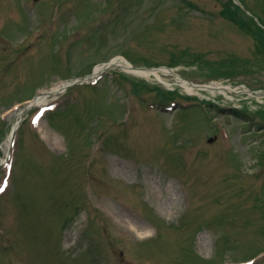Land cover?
<instances>
[{
  "label": "rangeland",
  "instance_id": "1",
  "mask_svg": "<svg viewBox=\"0 0 264 264\" xmlns=\"http://www.w3.org/2000/svg\"><path fill=\"white\" fill-rule=\"evenodd\" d=\"M258 21L264 0H0V163L23 120L0 168V264H264V99L113 68L24 110L118 56L264 96Z\"/></svg>",
  "mask_w": 264,
  "mask_h": 264
},
{
  "label": "bare ground",
  "instance_id": "2",
  "mask_svg": "<svg viewBox=\"0 0 264 264\" xmlns=\"http://www.w3.org/2000/svg\"><path fill=\"white\" fill-rule=\"evenodd\" d=\"M109 66H111V68H121L129 74H134V75L144 77V78H148V79L151 77H154L160 83H163V84L165 83V81L163 80L160 73H163L164 75H173L176 78L177 83L182 88H184L187 91V93L191 96L197 95L200 91H211L213 94L227 93V94H235L236 95V93H239L241 95L242 94L243 95L248 94L249 97L254 96V97H257L260 99L263 97L261 95H254L253 92L248 90L247 88L241 89L240 91L237 92V90H233L230 86H223L221 84H216V83H214L212 85H207V86H205V85L204 86L194 85L193 83H190V82L184 80L179 75H175L172 71H168L166 69H157V70L136 69V68L132 67V65L130 64L129 61H127L126 59H124L122 57H117V58L113 59L109 65L96 67L95 73L93 75L88 76V77L83 78V79H80L79 82H81V83L84 82L87 84L96 82L102 76V74L105 73V71L107 70V68ZM67 84H68V82H63L51 91H44V92L40 93L37 100H35V101L33 100L30 102L29 107H32L31 109L48 107L50 105V103L52 102V101H50L51 96L64 93L66 90ZM14 129H17V125L14 127ZM11 144H12V137L10 135L9 140L6 144V156L9 154V149H10ZM126 169H127V177H123V174L121 173V171H118L117 175H118V177H121L120 179H122L126 184H132V178L130 176V168H126ZM146 180H147L146 178L143 179V181H145L144 182L145 185L147 184ZM152 195L158 197V193L156 191H153ZM160 206H161L160 210L162 211V213L168 214V209H170L171 204L169 206H167V205H160ZM169 214H170V211H169ZM126 224H128V226H130L134 231L138 232V234H139L138 237L141 240H145L146 238L149 237V235H150L149 227L144 226V225H139L136 223L134 224L133 221H131V220H126Z\"/></svg>",
  "mask_w": 264,
  "mask_h": 264
},
{
  "label": "snow or ice",
  "instance_id": "3",
  "mask_svg": "<svg viewBox=\"0 0 264 264\" xmlns=\"http://www.w3.org/2000/svg\"><path fill=\"white\" fill-rule=\"evenodd\" d=\"M0 191H3V189H2V188H0Z\"/></svg>",
  "mask_w": 264,
  "mask_h": 264
}]
</instances>
